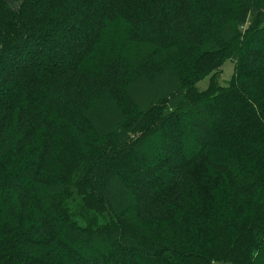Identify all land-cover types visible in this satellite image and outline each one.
<instances>
[{"label": "trees", "instance_id": "obj_1", "mask_svg": "<svg viewBox=\"0 0 264 264\" xmlns=\"http://www.w3.org/2000/svg\"><path fill=\"white\" fill-rule=\"evenodd\" d=\"M248 1L242 0V6L238 10L239 14H235L236 22L233 24L234 37L244 36L247 42H244L245 55L243 54L238 68L237 80L229 87H219L213 91L203 93L196 91L197 94L192 89V94L197 101L199 100L197 106L190 105L186 100L184 104H178L176 112L169 113L171 108L165 114L160 112L161 117H158L160 121L154 120L156 122L154 126L149 124L152 129L134 135L129 140L124 139L125 157L127 156L130 161L141 160V167L145 169L144 162L149 159L145 155V150L141 152V147L148 140L153 139L163 126L168 124L165 132L170 137L168 140L171 146L176 144L174 140H182V131L190 127L193 122H199L205 128L195 137L197 140L194 143L197 149L195 156L186 155V152L183 153L182 146L177 144L171 150L181 154V159L176 164V174L171 172L170 162H160L156 170L161 172L160 177L165 178L163 187L156 190L155 181L151 180L152 174L147 179L131 184V187L127 183L124 184L127 192L139 195L143 202L148 203L146 209L149 211V216L144 218L153 217L148 221L140 218L141 220L136 223L127 220L130 227L136 225L135 230L127 237L130 241L128 244L133 245L136 241L141 248L148 247L153 250V254L144 253V256L130 258V255L124 252L125 255L120 257L121 264H214L217 261L226 264H251L252 262L256 264L254 260L257 259L259 264H264V259L260 260L259 257L264 256V51L257 50L253 44L259 32H264V0H259L257 8L253 5L252 9L248 8ZM163 2L166 4V10H172L173 13L186 15L188 12L189 6L185 0H159L158 3L160 5ZM134 5L136 6L134 10H146L150 13L156 4L152 0H0V29L3 25H14L18 30L16 33L12 31L9 34L10 38L6 36L10 44L6 45L7 49L2 53L4 59L0 60L1 64L10 58L20 59L22 51L34 50L32 42L57 41L59 29L73 27V23L79 20V14H82L86 18V23L91 26V31H82L81 34L76 35L77 40L80 41L69 48L71 49L70 62L60 58L59 54H56V59L53 60L54 64H57L55 69L47 66L53 64L50 60L44 61L41 66L37 63L39 59L30 60L28 64H23L21 67L17 65V62L12 61L9 68L0 71V78L7 85L14 76L23 73L32 75V72L36 71L39 75L51 70L63 72L78 66L79 69L81 62L89 55L95 59H104L110 55V51L120 45L124 50L130 49L133 44L132 38H127L124 32L120 33V36L119 31L109 33L110 30L115 29V25L113 23L109 25V22L116 19L111 20L109 16L111 14L114 16L121 9L126 10ZM246 12L247 15L251 12L252 21L250 27L243 32L241 28L244 26L247 15L244 20L242 18ZM163 15H166L165 11ZM214 22L208 36L215 39L231 34L229 29L233 22L231 23L229 16L221 13ZM164 33L168 34L162 32ZM175 43L172 56L176 58L182 57L179 53L182 47L191 46L188 41L183 44ZM1 49L4 50V46H0V52H2ZM243 50L240 49L241 53ZM28 53H31V50ZM203 55L197 58V62H201ZM238 55L234 57L237 59ZM206 57L210 58L209 54H206ZM239 58L240 55L238 60ZM206 61L211 62L214 59H206ZM199 63L198 68L201 70L206 67V65L201 67ZM154 76L151 77L152 80L156 79ZM169 85L174 86L175 81L173 84L170 82ZM5 87L0 88V109L9 110L11 102L12 104L16 100L19 102L20 97L10 93L8 95L12 99L5 104L3 101V97L7 95ZM216 90H219L217 94H215ZM178 94H181V91ZM183 97L189 98V90ZM224 106L226 107L224 114H218V109ZM211 116H214L213 119H210ZM51 125L49 124L50 127ZM3 127L0 137L6 138L7 128L5 126L3 129ZM9 140L6 138L1 144L4 145ZM212 140L216 141V149L214 147L215 151L212 149L210 152L211 149L208 151V148ZM27 142L28 147H26ZM51 145V139L45 134L39 135L33 141L22 139L14 143V149L11 152L14 155L8 166V174H2L0 182L2 185L0 187V264H78L77 260L80 259L76 258L70 249L61 245L55 231L50 233L53 227L47 224L46 215L50 213L54 219L59 216L64 218L62 219L64 223L71 220L81 223V218L69 212L67 207L62 208L63 215H60L58 210L50 209V212L47 210L50 203L49 190L55 191L56 183L59 188L61 187L58 188L60 192L62 191L61 194L70 193L71 189H76L74 194H69L74 197L80 194L76 183H79L81 179L87 186L96 185L97 188L88 191V196L92 198L93 203L102 204L101 207L105 208L110 216V219L98 228H96L95 219L91 222L86 220L87 226L84 223L77 225L76 231L69 234L67 241H80L94 248L93 250H98L97 252H105V247L107 248L105 250H108L109 246H112L113 233L117 241H122L124 238L125 231L112 210V202L98 196L100 187L102 193L108 195L109 199L113 186L116 189L121 187L115 171L112 170L117 167V161L122 155L117 154L122 150V143L119 141L110 140L104 143V147L108 150L96 160L97 162L94 163L96 165H91L93 162L90 158V162L82 163L83 166L79 165L81 170L73 174L69 171L73 165L75 166L77 156L60 155L65 159L62 165L63 168H67L69 175L61 173L52 176L51 181L48 180V182L43 179L47 185L42 184L43 182L33 183L32 191L37 192L34 196L26 195L25 190L18 184L15 185L18 193L20 190L21 199L18 197L19 194L14 196L12 191L8 190L9 185L7 192H2L1 189L5 188L8 181L12 179L10 178L12 175L20 176L21 180L31 184L29 181L32 182L33 176L40 175V170H45L49 161L51 162L49 165L60 168L59 156L50 155ZM198 150L206 156L200 158L202 155L198 156L200 155ZM111 153L112 160L109 159ZM72 156L73 161L68 159ZM100 161L104 162L102 171L98 168ZM195 161L209 162L210 164L204 167L215 168L216 176L207 178L209 184L201 180L202 183H199L197 187L184 190L182 179L185 177V169L190 162ZM140 169L138 165L136 171ZM61 176L62 178H59ZM3 183H5L4 186ZM183 196L186 198L184 203ZM111 201L116 207L121 205L117 191L115 198L112 197ZM8 203H11V206H8ZM6 206L9 208L6 209ZM154 210L158 212L153 214ZM159 211L162 212L159 213ZM163 211L168 214L174 213L177 218L172 220L159 217L160 214L165 215ZM113 227H119L118 235ZM183 233L184 236L181 238ZM84 256L88 258L89 254L85 253Z\"/></svg>", "mask_w": 264, "mask_h": 264}, {"label": "rangeland", "instance_id": "obj_2", "mask_svg": "<svg viewBox=\"0 0 264 264\" xmlns=\"http://www.w3.org/2000/svg\"><path fill=\"white\" fill-rule=\"evenodd\" d=\"M185 1L187 6H189L186 15L166 10V4L163 2L159 5V0H152L156 5L150 13L146 10L136 11L134 10L136 7L134 5L126 10L121 9L114 16L111 14L109 18L111 20L112 18L116 19L109 22V25L113 23L115 29L110 30L109 33L119 31L120 36V33L124 32L127 38H132L133 44L130 49L124 50L123 46L120 45L110 51V55L104 59H95L89 55L84 60L81 59L83 61L79 69V66L77 68L71 67L63 72L51 70L39 75H37L39 72L36 71H33L32 75L23 73L14 76L7 85L0 78V88L1 86H6L7 91V95L3 97L5 104L12 99L8 95L10 93L20 97L19 102L17 100L14 104L11 102L9 110L0 109V136L3 131H1L2 127L6 126V138L10 139L2 145L1 142L5 141L6 138L4 136L0 137V182L2 181V174H8V166L14 155L11 154L14 149V143L20 142L22 139L33 141L39 135L43 136L45 134L51 139L50 155H58L60 161V168L55 165H49L51 163L49 161L47 168L43 171L40 170V175L33 176L32 182L29 181L32 185L21 180L20 176L12 175L10 177L12 179L8 178L10 180L5 188L1 189L3 193L7 192V186L9 185L8 190L12 191L14 196L19 194L18 197L20 198V190L18 193L15 185L18 184L25 190L26 195L34 196L37 192L32 191L33 183L43 182L42 184L47 185L43 179L48 182V180L51 181L50 178L52 176L61 173L69 175L67 168H63L62 163H65V159L62 156L66 157L72 154L77 156L75 166L73 165L71 171H69L73 174L77 170H81L79 165L83 166L82 163L90 162V158L93 163L89 164L92 166L96 165L94 164L97 162L96 160L108 150V148L104 147V143L106 144L110 140L122 143V150L117 153L119 155L122 154L121 159H118L117 167L112 169L115 171L122 188L117 187L116 189L113 186L109 199L107 198L108 195L102 193L100 187L98 196L106 198L110 203L112 202V210L119 219L125 234L123 240H118V242L113 233L112 246H109L108 250H105L107 249L105 247V252L99 251V253L97 252L98 250H93L94 248L80 241H67L69 234L76 231L77 225L85 224L86 220L91 222L95 219L96 228H98L107 219H110L105 208L101 207L102 204L93 203L92 198L88 196V191H92L97 186H87L82 183L81 179L79 183H76V188L80 194L74 197L69 194H74L76 189H71L70 193L61 194L62 191H59L61 187L59 188L57 183L56 185L51 184L55 186V191L49 190L48 199L50 203L47 210L49 212L50 209L51 211L58 210L60 215H63L61 213L63 212L62 208L67 207L69 212H73L81 218V223H78V221L76 223L72 220L64 223V218L61 216L54 219L51 213L46 215L48 226L51 225L53 227L50 229V233L55 231L61 245L70 249L72 254L81 260H77L78 264H84V262L85 264H121L120 257L123 254L125 255L124 252L128 256L130 255V258L144 256V253L153 254V250L148 249V247L141 248L136 241H134L133 245L128 244L130 241L127 237L135 230L134 226L136 225L130 227L127 220L129 219L132 223H136L141 219L148 221V219L153 217L144 218L149 216V211L146 209L148 203L143 202L139 195L127 192L124 184L127 183L130 186L147 179L152 174L151 180L155 181L156 190L163 187L165 178L163 176L160 177L161 172L156 170L160 162H170L172 164V169L170 168V170L173 174H176L175 168L177 162L181 159V154H176L177 152L175 153V151L171 150L177 144L182 146L183 153L186 152L188 156H195L197 150L194 144L197 141L195 137L205 128L199 122H193L188 127L189 129L182 131V140H174L176 144L171 146V142L168 140L170 137L165 132L168 124L163 126V129L156 133L153 139L148 140L141 147V152L145 150V155L149 159L144 162L145 169L141 167V160L138 161V159L132 158L133 160L130 161L126 156L127 160L125 162L126 157L123 153V147L126 145H124V139L129 140L134 135L145 132L147 129H152L151 126L156 123L154 120L160 121V112L165 114L169 108H171L169 113L176 112L178 104L182 105L186 100H188L190 105L197 106L199 100L197 101L194 94H192V89L195 92L203 93L205 91H213L219 87H229L237 80L246 38L244 36L234 37L235 26L233 24L236 22L235 14H239L238 10L242 6V0ZM258 1L249 0L248 8L252 9L253 5L256 7ZM164 11L166 15H163ZM221 13L229 16L231 23L233 22L229 29L231 34L213 39L208 36V33L214 25L216 17ZM246 15L247 12L242 20H244ZM250 15L251 12L244 20V26L241 28L243 32L251 25L252 19ZM85 19L82 14H79V20L73 23V27L60 28L57 41L32 42L34 50L29 49L31 53H28L29 50L22 51L20 59L10 58L5 63H0V71L9 68L12 61L17 62V65L21 67L23 64H28V61H35L36 59H39L37 63L40 66L46 60L52 61L51 63L53 64L47 65L51 69L57 67V64L53 62L56 59V54L70 62L71 49L69 48H72L80 41L77 40L78 37L76 35L81 34L82 31H91V26L86 23ZM0 30V46H4V50L1 49L2 52H0V60H2L4 59L2 53L7 49L6 45L10 44L9 40H6V36L10 38L9 34L12 31L16 33L18 30L14 25H3ZM162 32H167L168 34H162ZM109 33H107L108 37ZM255 40L253 44L257 50L264 51V32H259ZM187 41L191 46L181 48L179 53L182 54V57H173L172 50L175 48V42L183 44ZM240 49L243 50V53H241ZM125 51L128 52L126 53ZM202 54H204L202 57L203 61L201 60L199 63L197 58ZM206 54H209L210 58L206 57ZM238 54L240 55V60H238ZM235 55H238L237 59L234 57ZM212 58L214 61H206V59ZM204 61L206 62L203 63ZM60 62L64 61L60 60ZM198 63L201 67L202 65H206V67L201 70V68H198ZM153 75H155V80L151 79ZM173 81H175V85L171 87L169 84L170 82L173 84ZM187 90H189L190 100L183 97ZM180 91L181 94H178ZM218 92L219 90H216L215 94ZM225 109V106L218 109V114H224ZM213 117L211 116L210 119H213ZM49 124H52L51 127ZM177 126L180 127L178 123ZM178 130L181 129L178 128ZM181 142L182 145L180 144ZM215 142L212 140L209 143L208 151L210 149V152L212 149L214 150ZM26 144V147H28L29 143L27 142ZM198 153L200 154L198 156L202 155L200 158L206 156L205 153L199 150ZM60 155L62 156L60 157ZM112 158L113 155L111 153L109 159L112 160ZM68 159L73 161V156ZM102 162L98 163V166H100L98 168L101 171L104 168V162L101 165ZM207 164L210 163L195 161L187 165L185 177L182 179L184 190L197 187L199 183H202L201 180L209 184L207 178L215 177L216 169L212 167L205 168L204 166ZM138 165L141 169L136 171ZM231 172L233 171L231 170ZM59 178H62V176ZM116 191L117 196L121 199V205L117 207L111 201L112 197L115 198ZM185 199V196H183V203ZM16 201H18L17 198ZM8 206H11V203H8ZM8 206H6V209L9 208ZM142 210L144 214L141 212ZM156 212L158 211L153 214ZM161 212L159 211V213ZM163 213L165 215L160 214L159 217L172 220L177 218L174 213L168 214L164 211ZM118 228L113 227L116 235L119 233ZM183 236L184 233L180 237L182 238ZM256 250L258 251V249ZM85 253L89 254L88 258L84 256ZM259 257L260 260L264 259V256L260 255ZM254 262L259 264L258 259L254 260ZM214 264L226 263L217 261Z\"/></svg>", "mask_w": 264, "mask_h": 264}]
</instances>
